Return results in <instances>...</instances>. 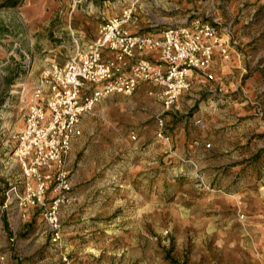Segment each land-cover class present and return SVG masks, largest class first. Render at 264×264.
<instances>
[{"label": "rangeland", "instance_id": "374dc122", "mask_svg": "<svg viewBox=\"0 0 264 264\" xmlns=\"http://www.w3.org/2000/svg\"><path fill=\"white\" fill-rule=\"evenodd\" d=\"M96 1L0 0V264H264V0ZM131 4L138 32L214 22L228 57L169 110L142 84L84 114L67 158L76 199L49 215L54 182L30 203L13 155L27 109L48 95L34 97L45 71Z\"/></svg>", "mask_w": 264, "mask_h": 264}, {"label": "built area", "instance_id": "2783aa9c", "mask_svg": "<svg viewBox=\"0 0 264 264\" xmlns=\"http://www.w3.org/2000/svg\"><path fill=\"white\" fill-rule=\"evenodd\" d=\"M133 12L131 4L106 19L91 42L76 44L62 65H51L34 95L38 98L46 87L47 97L41 103L33 99L27 109L13 155L20 161L30 203L41 201L48 183L54 182L57 198L49 215L59 201L76 199L67 195L71 188L67 158L84 114L103 98L116 93L131 95L142 84L155 86L169 110L194 74L208 81L215 79L212 62L216 53L228 57V41L214 22L196 17L158 33L129 31L126 25ZM150 51L157 53V61L142 56ZM194 122L203 124L201 118ZM158 136H162L161 129ZM31 179L34 187L29 185ZM49 220H55L54 215Z\"/></svg>", "mask_w": 264, "mask_h": 264}, {"label": "crops", "instance_id": "0c3cea01", "mask_svg": "<svg viewBox=\"0 0 264 264\" xmlns=\"http://www.w3.org/2000/svg\"><path fill=\"white\" fill-rule=\"evenodd\" d=\"M133 23H134V20L132 19V20L130 21V23L126 25L127 30H129V31H136V30H132V28L137 27V25H134ZM157 33H158V32H157ZM216 54H218V53H216ZM216 54H215V55H216ZM105 55H107L106 52H105ZM137 56H141V55L139 54V55H137ZM142 56H144V57H146V58H149V59H151L152 61H157V59H158V57H157V53H156L155 51H150V52L144 53ZM214 58H215V56H214ZM213 62H214V60H213ZM213 62H212V63H213ZM194 75H196V74H194ZM196 76H202V75H196ZM82 117H83V116H82Z\"/></svg>", "mask_w": 264, "mask_h": 264}, {"label": "trees", "instance_id": "16d2710c", "mask_svg": "<svg viewBox=\"0 0 264 264\" xmlns=\"http://www.w3.org/2000/svg\"><path fill=\"white\" fill-rule=\"evenodd\" d=\"M21 0H3L2 6H15L17 5ZM105 1V0H97L96 2Z\"/></svg>", "mask_w": 264, "mask_h": 264}]
</instances>
